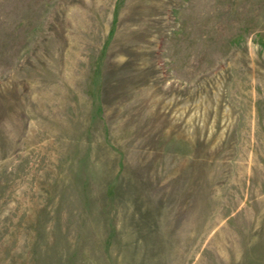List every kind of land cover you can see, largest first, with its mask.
Segmentation results:
<instances>
[{
  "label": "rangeland",
  "instance_id": "obj_1",
  "mask_svg": "<svg viewBox=\"0 0 264 264\" xmlns=\"http://www.w3.org/2000/svg\"><path fill=\"white\" fill-rule=\"evenodd\" d=\"M0 264H264V0H0Z\"/></svg>",
  "mask_w": 264,
  "mask_h": 264
}]
</instances>
